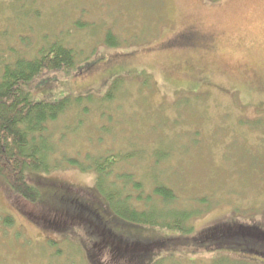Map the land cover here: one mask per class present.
Masks as SVG:
<instances>
[{
	"label": "rangeland",
	"instance_id": "rangeland-1",
	"mask_svg": "<svg viewBox=\"0 0 264 264\" xmlns=\"http://www.w3.org/2000/svg\"><path fill=\"white\" fill-rule=\"evenodd\" d=\"M55 39L91 63L50 72L56 80L39 87L38 78L33 92L92 97L48 124L58 160L114 154L116 171L133 173L145 194L171 187V207L193 212L194 234L224 220L264 227V0H0V58H32ZM64 166L47 178L94 189V171ZM42 215L44 226L33 221ZM56 217L0 178V264H90ZM171 247L157 264H264L242 251Z\"/></svg>",
	"mask_w": 264,
	"mask_h": 264
},
{
	"label": "trees",
	"instance_id": "trees-1",
	"mask_svg": "<svg viewBox=\"0 0 264 264\" xmlns=\"http://www.w3.org/2000/svg\"><path fill=\"white\" fill-rule=\"evenodd\" d=\"M106 42L110 47L118 45L112 32H108ZM88 63L91 62L79 63L76 51L56 39L41 46L32 58L18 54L11 62L0 58V178L26 201L41 206L46 214H55L53 223L61 222V233L79 240L90 264H157L160 250L171 245V251H175L178 245L190 243L196 246V252L227 249L264 258L261 224L224 220L194 234L189 222L193 212L171 207L176 200L174 190L158 182L153 193L145 194L142 182L135 180L133 173L116 171L119 162L113 160L114 154L96 157L88 152L86 162L78 154L57 159V144L49 134L48 124L58 120L72 104L79 105L92 97L86 93L73 96L70 91L57 100H46L33 92L32 85L40 78L39 87H46L56 80L47 77L50 72L73 73ZM113 86L116 88V81ZM68 165L94 171V189L79 191L47 178ZM29 173L38 174L37 182L28 179ZM118 179L121 186L117 185ZM101 196L106 197V202ZM42 219L44 215L33 221L44 226ZM6 224L11 221L6 220ZM153 228L179 233L153 237L144 234ZM190 233L193 237L189 240ZM97 242L100 253L95 256L93 247Z\"/></svg>",
	"mask_w": 264,
	"mask_h": 264
}]
</instances>
